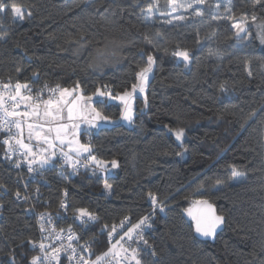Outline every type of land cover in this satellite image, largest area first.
<instances>
[{"label":"trees","instance_id":"trees-1","mask_svg":"<svg viewBox=\"0 0 264 264\" xmlns=\"http://www.w3.org/2000/svg\"><path fill=\"white\" fill-rule=\"evenodd\" d=\"M148 1L3 0L0 92H13L3 84L19 81L35 94L79 84L84 95H117L132 90L149 55L154 63L145 96L132 100L130 123L116 121L118 102L96 96V107L116 122L81 141L91 145L86 156L102 165L79 160L72 177L58 155L53 164L33 163L42 174L31 180L23 149L16 145L24 165L12 168L0 132V264H30L39 255L31 243L41 234L35 212L47 214L57 230L93 238L91 256L108 248L110 231L124 218L133 223L153 214L136 248L141 264H264V0L255 6L226 0L219 8L206 0L202 16L177 23L148 17ZM13 4L25 9L23 20L13 18ZM244 14L247 34L240 37L234 20L213 19ZM177 51H187L189 60ZM177 129L184 130L180 140ZM233 166L242 179L232 178ZM21 176L39 189L34 208L14 199ZM197 198L225 217L214 242L197 238L185 217ZM81 208L98 219L77 225Z\"/></svg>","mask_w":264,"mask_h":264},{"label":"snow or ice","instance_id":"snow-or-ice-1","mask_svg":"<svg viewBox=\"0 0 264 264\" xmlns=\"http://www.w3.org/2000/svg\"><path fill=\"white\" fill-rule=\"evenodd\" d=\"M159 0H156L158 4ZM168 4L171 6V12H176L177 9L183 8L185 11L188 9H193L192 15L194 16H202L204 13L203 11L195 7L194 5H203L205 4L206 0H191L190 3H183L181 0H167ZM261 0H253V6L256 4H260ZM228 4H231V0H228ZM220 5L217 4V8ZM6 10V5L4 4L3 0H0V12H4ZM227 11L231 12V7L226 9ZM11 11L13 13L14 19L23 20L25 18L24 11L21 6L13 4L11 6ZM143 11V9H142ZM147 12L149 15L152 14V5H149ZM171 13H169L170 15ZM28 15H31L29 12ZM186 17L176 16L175 19L177 20H184ZM230 19L235 20L234 17H221V16H214L213 19L220 20V19ZM257 19L256 16H252L251 20L255 22ZM172 21L169 20L168 23ZM232 28L236 30L235 35L238 37L241 36V33L247 34V14H244L239 21H235L232 23ZM262 30V35H264V25H260ZM243 38V37H241ZM150 42V41H149ZM174 55L178 57H182L185 61L189 60V53L187 51H177ZM154 63V58L149 55L147 66L142 68L136 75H137V84H133L132 92H125L123 95H118L117 99H119L125 106V110L123 113V119L131 122L132 120V105L131 100L133 95L136 93L137 90L143 93L145 91V87L147 85L149 79V73L152 70V65ZM19 71V69H18ZM251 75V73H249ZM79 84L76 85L73 89L62 88L57 85L55 88H49L48 91L51 93L48 99H43L42 94H37L33 96L31 94L25 95L22 90H28L31 93V89L29 85L24 83L21 84L19 81L16 82L14 86V91L9 93L0 92V131H5L8 133V137L3 141V143L7 146L8 152H14L16 149L13 148V141L16 145H19L20 148L25 150L27 156H31L34 159L29 160V168L28 171L32 172L34 169L31 167L33 163H40L41 166L48 163V158L41 157L36 159V153L30 147L29 144L24 142V130L25 126L27 128L28 138L29 140L35 139L38 142H42L47 144L49 148H55L56 142L58 141L61 146H63L66 142L69 146V152H74L76 157H80L82 153H90L91 152V145L89 144H81L78 139H75V132L70 133V129H79L78 123H64L65 119L69 122L76 121V120H83L87 121L88 123H93L95 120H102L107 119L103 117L99 111H96L95 108L87 109L84 105L80 103L81 100H84V97L81 96H74L79 89ZM223 88V86H221ZM4 89L12 88V85L9 83L3 84ZM97 94L100 96L105 95V93L100 92L97 90ZM7 95V98H5ZM92 97H88L87 101H91ZM23 108V110H21ZM66 110V115H65ZM94 113L92 119H88V114ZM16 129V134H12V129ZM54 133V135H52ZM73 135V139L69 140L68 136ZM184 135L183 129H177L175 131V136L177 140H180ZM47 151V149H44ZM61 152L67 158V161H72V166L75 168L76 164H79V159L73 161V158L66 152H63V147H61ZM55 151L51 153V155L55 156ZM89 160L95 162L97 165H102L104 162L97 160L95 156L89 155ZM112 167L117 166V162L113 160ZM17 167L20 165L17 164ZM232 178H236L240 175L233 166L232 170ZM221 183V181H217V184ZM0 187H3L0 185ZM105 188L110 190L111 185L106 184ZM15 195L17 198H20V192H16ZM151 199L153 204L156 203V197L151 195ZM24 199H28L27 196L23 197ZM197 205H205L207 206L206 209H198L193 210L189 208L187 213L192 219L195 221V231L197 233L202 234L203 236H214L216 228L223 223L224 217L217 216L212 209V206L208 204L207 201H197ZM61 207H65L64 203L61 202ZM161 210H163L161 208ZM80 218L88 217L90 220L96 219L93 213H90L87 209H78ZM41 220L44 219L43 214L40 217ZM127 219V218H126ZM148 220V217H144L139 223L134 224L131 228L128 229L124 233L123 236L120 237L112 246L104 252L101 256H97L95 261H89L85 258L84 255L77 256V250L72 246L71 243L67 245L65 248L63 245L60 247H51L50 245L46 246L43 242L39 243V249L42 253V256L37 255L33 256L30 260V264H59L60 256L62 252H66L69 249L71 250V254L68 256L69 261H76V264H100L105 257L113 256L114 258H119L123 255V259L129 262L134 261L135 264H141V260L138 258L139 250L138 249H131L130 255L129 249L125 248L121 241L124 240L125 237L128 240H132L133 236L132 233L136 230L141 228ZM83 222V221H82ZM121 226H123V222H121ZM45 230L44 225L41 224V231ZM116 231L115 226L112 228V232L109 233V238L111 242L112 233ZM71 232V228L69 229ZM59 239V236L56 237ZM69 241L74 239V235H69L67 237ZM138 239L143 240L142 235H138ZM31 242V241H30ZM147 244V241H143ZM33 243V247H36L35 242ZM119 245V248H117ZM46 248H51V251H47ZM85 252L89 251L87 247L83 249ZM117 264H119V260L117 259Z\"/></svg>","mask_w":264,"mask_h":264},{"label":"built area","instance_id":"built-area-1","mask_svg":"<svg viewBox=\"0 0 264 264\" xmlns=\"http://www.w3.org/2000/svg\"><path fill=\"white\" fill-rule=\"evenodd\" d=\"M8 83L12 85V88H10V91H14V86H15L16 82H14V83L8 82ZM39 91H40V93L43 92L42 90H39ZM5 98H7V96ZM0 132L4 133V139H6L8 137L7 132H5V131H0ZM12 134H16L15 128L12 129ZM13 148H15L16 150L14 152H9V158L12 160L11 166L14 169H19L21 167V165H24V163L19 159L20 151H19V149L16 148V144L14 141H13ZM17 164H19L20 166L17 167L16 166ZM34 172L37 173L38 171H34ZM16 181L19 182L22 186V191H20L21 196H20V198H17V196H16V202H24V201L28 200V199L23 198L24 196H26L25 193H26L27 183L25 181V178H23L22 176L17 177ZM161 208H160V210H161ZM94 215L96 217V219H94V220H90L88 217H83L81 219L76 218L74 220L75 221L74 223H76L79 226L85 225V224L88 225V224L93 223L94 221H96L98 219L97 215L96 214H94ZM152 215L153 214H148V215L144 216V217H148V220L143 225H141V228L136 229L132 233V236H133L132 240H128V238L125 237L124 240L121 241V244H123V246L125 248L129 249V253L127 255H130V249H133V248L136 249L138 246L139 247L143 246L142 240L138 239V235L143 236V231L145 229H147V227L149 226L150 219H151ZM35 216L37 219V223L40 226V229H41V224H43L44 228H45V230L43 232L41 231L40 238L37 241H35L36 247L38 249H39V243L40 242H43L46 246L50 245L51 247H60L61 245H63L65 248H67V245L69 243H71L72 246L74 248H76V250H77V256L84 255L85 258L88 259L89 261H95L97 256H101L104 252H106L109 249V247L112 246V244H114L117 240H119L120 237L123 236L126 231H128L129 228H131L134 224L139 223L144 218L143 217L139 221H136L133 223L129 219L124 218L123 219V226H121V223H120V225L118 227H115L116 231L112 233L111 242H110V239L108 240V242H109L108 248L104 252H102L98 255L91 256V255H89V251L85 252L83 249H84V247H87L88 249L90 248V244H91V241L93 240V238L88 239V240L81 239L80 230H77V229L73 230L71 228V232H69V229L68 230H57L55 228V223L52 221V219L49 216H44L43 220L40 219L41 215H35ZM73 228H75V227H73ZM110 232H112V231H110ZM57 235L59 236V239L56 238ZM69 235H74V239L72 241H69L67 239V237ZM117 248H119V245H117ZM46 250L51 251V248H46ZM70 254H71L70 249L66 252H62L61 256H60L59 264H76V261H69L68 256ZM39 255L42 256L40 249H39ZM123 255L124 254H122L121 257H119V258H114L113 256L105 257L104 260H102L100 262V264H117V259L119 260V264H135L134 261L129 262L127 260H124Z\"/></svg>","mask_w":264,"mask_h":264},{"label":"rangeland","instance_id":"rangeland-1","mask_svg":"<svg viewBox=\"0 0 264 264\" xmlns=\"http://www.w3.org/2000/svg\"><path fill=\"white\" fill-rule=\"evenodd\" d=\"M224 1H226V0H217V2H219L218 4L224 3ZM148 2H149V5H152V14L151 15H149L148 12H147V9H148L149 6L145 10L146 15L148 17L152 18L153 15H162V16L164 15V16L167 17L168 20L172 21L171 23H177V22L182 21V20L175 19L176 16L183 15V16L186 17L188 14H192V12H193V9H188L187 11H185L183 8L177 9L176 12H171V6L168 4L167 0H159L158 4L156 3V0H149ZM181 2L187 4V3H190L191 0H181ZM201 6L202 5H194V8L198 7V8L201 9ZM22 9H23L24 14H25V9L24 8H22ZM169 13H171V14L169 15ZM12 15H13V13H12ZM15 20L21 21L19 19H15ZM239 20H241V18L234 20V22L235 21H239ZM247 24H248V22H247ZM150 76H151V72L149 73V78H150ZM137 83H138V81H137ZM75 87L76 86H72V87H69L68 89H73ZM146 87H147V85H146ZM146 87H145V91L143 93H141V92H139V90H137L136 93L133 95V98H134L135 95H138V96L140 95V96L144 97L145 96V92H146ZM22 91H23V93L25 95L31 94L33 96H36L37 94H42V93H40V91H37L36 94L34 92H32V91H31V93H29L28 90H22ZM131 92H132V90L129 93H131ZM103 93H105L104 96H106V98H107V100L109 102H111V101L112 102H118L121 105L122 114H121L119 120H116V121H121V122H123L125 124L130 123L129 121L123 119V113H124V110H125L124 104L119 99L115 98L118 95H123L124 93H119L117 95H111V94H109L106 91H104ZM50 95H51V93L48 91V92L44 93V95L42 94V98L43 99H48ZM81 95L84 97V100L80 101V103L82 105H84L87 109L95 108L96 111H99L101 113V111L96 107V104H95V100L97 99L96 96H99L97 93L96 94H90V95H84V94H82L81 89L79 88V89H77V92L74 94V96H81ZM88 97H92V100L90 102L87 101ZM133 98H132V100H133ZM132 100H131V105H132ZM21 110H23V108H21ZM65 115H66V110H65ZM93 115H94V113H90L89 112L88 119H92ZM101 115L103 116L102 113H101ZM103 117H105V116H103ZM106 118L107 119L95 120L91 124L88 123L87 121H83V120H76V121L69 122V121H67L65 119V121H63V122L64 123H69V124H71V123H78L79 124V129H75V130L70 129V133L71 132H75V139H78L79 142L81 144H83L82 141H81L82 135L88 137L89 133L94 131V130H96V128H98L99 126L105 125V124H113L114 122H116L115 120H113L111 118H108V117H106ZM52 135H54V133ZM23 139H24V142L29 144L30 147L33 149V151L36 153V159L41 158V157L48 158V163L47 164H53L54 157H56L58 155H59V157H62V156L64 157L63 153L61 152V147H63V152L69 153V155H73L71 152H69V146H68L67 142L63 146H61L59 144V142L57 141L56 142V147L53 149V148H49L47 144H44L42 142H38L34 138L29 140L26 126H25V130H24ZM68 139L69 140L73 139V135L70 134L68 136ZM44 149H47V151H44ZM23 151H24L23 157H24L25 160L29 161V160L34 159L31 156H27L24 149H23ZM53 151H55V153H56L55 156L51 155V153ZM86 155H88V154L82 153L80 157H76V156H71V157L72 158L76 157V159H79V160H82V161H86L87 160L88 163H91L92 161L87 159V157H89V156H86ZM64 163L67 164V165L72 166V161H65ZM38 164H40V163H38ZM236 178H237V180H240V179H242V175L240 174ZM160 208L161 207H159L158 209H160Z\"/></svg>","mask_w":264,"mask_h":264},{"label":"bare ground","instance_id":"bare-ground-1","mask_svg":"<svg viewBox=\"0 0 264 264\" xmlns=\"http://www.w3.org/2000/svg\"><path fill=\"white\" fill-rule=\"evenodd\" d=\"M76 169H77V165L75 166V168L73 167V166H70L69 168H68V173H69V175L70 176H74L75 175V171H76ZM37 173H35V172H29L28 170H27V176L29 177V179H31V180H33V179H37L39 176H40V174H42V169L41 168H38L37 169ZM28 179V180H29ZM29 185H31V183H29V182H27V186H26V196L28 197V200H26V201H24V202H22V203H25V204H28L30 207L29 208H34V200H36V198H35V196L37 195V193H38V188H36L35 186H32L31 188L29 187ZM14 199H15V201H16V195H15V197H14ZM41 214H43V216H48L47 214H44V213H41V212H35V214L34 215H41ZM76 218H79V219H81L80 218V215H79V213L78 214H75L74 215ZM47 232V231H46ZM93 241V240H92ZM91 241V242H92Z\"/></svg>","mask_w":264,"mask_h":264},{"label":"water","instance_id":"water-1","mask_svg":"<svg viewBox=\"0 0 264 264\" xmlns=\"http://www.w3.org/2000/svg\"><path fill=\"white\" fill-rule=\"evenodd\" d=\"M197 201H207L208 204L212 206V209L214 210V212H215V214H216L217 216H223V215H220V214L217 212V209H216L215 205H214L213 203H211L210 201H208L207 199H205V198H197V199L194 201V203H192V204H191V205L185 210V217H186V218L192 223L195 236H196L197 238H199V239H202V240H207V241H210V242H214L215 239H216V236L218 235V233H220V232L224 229V226H225V217L223 216V217H224V221H223V223L220 224V225L216 228V231H215L214 236H203L202 234L197 233V232L195 231V221H194V220L192 219V217L189 216L188 213H187V210H188L189 208H192L194 211H195V210H198V209H201V208L206 209L207 206H205V205H197V204H196Z\"/></svg>","mask_w":264,"mask_h":264}]
</instances>
